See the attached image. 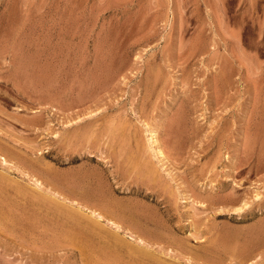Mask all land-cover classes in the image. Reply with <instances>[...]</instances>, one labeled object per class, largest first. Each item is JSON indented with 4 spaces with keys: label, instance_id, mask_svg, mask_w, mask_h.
I'll list each match as a JSON object with an SVG mask.
<instances>
[{
    "label": "rangeland",
    "instance_id": "1",
    "mask_svg": "<svg viewBox=\"0 0 264 264\" xmlns=\"http://www.w3.org/2000/svg\"><path fill=\"white\" fill-rule=\"evenodd\" d=\"M262 42L264 0H0V264H264Z\"/></svg>",
    "mask_w": 264,
    "mask_h": 264
},
{
    "label": "bare ground",
    "instance_id": "2",
    "mask_svg": "<svg viewBox=\"0 0 264 264\" xmlns=\"http://www.w3.org/2000/svg\"><path fill=\"white\" fill-rule=\"evenodd\" d=\"M148 128V127H147ZM146 135H147V142L149 143V146H150V148H151V150H152V152H153V156H154V158H156V160H157V163L158 164H160V165H162L163 164V158H164V156L165 155H163V152H162V150H161V147H160V144H159V142H158V140H157V138H156V136H155V134H154V132L153 131H151L149 128L146 130ZM163 167V166H162ZM76 192V191H75ZM48 200V199H47ZM61 207V206H60ZM66 207V206H65ZM83 208V207H82ZM75 210V209H74ZM76 212V211H75ZM68 213V212H67ZM69 213L71 214L72 212H70L69 211ZM69 213H68V215H69ZM79 213V212H78ZM67 215V216H68ZM71 217H73V216H70V218ZM74 217L76 218V216L74 215ZM96 224V223H95ZM130 240H134V237L132 236V235H130V234H128V235H126ZM228 238V237H227ZM232 238V237H231ZM262 239H264V238H262ZM227 240V239H226ZM225 240V242H227ZM258 240V239H257ZM117 241V240H116ZM224 241V240H223ZM223 241H222V243H223ZM250 241V240H249ZM118 242V241H117ZM119 243H120V241H119ZM221 242H220V244L219 245H221L222 244ZM121 244V243H120ZM233 244H234V242H233ZM232 244V245H233ZM245 244V243H244ZM243 244V245H244ZM226 245V244H225ZM225 245L224 244H222V246H224L225 247ZM235 245V244H234ZM243 245H242V247H243ZM246 245V244H245ZM244 245V246H245ZM237 246H239V245H237ZM249 245L247 244V247H248ZM253 246V245H252ZM229 247V246H228ZM247 247H245V248H247ZM250 247V246H249ZM230 248H231V245H230ZM238 247H236V249H237ZM220 249H221V247H220ZM224 250H226L225 252H227V248L225 249V248H223ZM223 250V251H224ZM231 250H232V248H231ZM234 250V249H233ZM243 250V249H242ZM245 250H247L248 251V249H245ZM235 252H236V250H234ZM230 252V251H229ZM231 252H233V251H231ZM238 252H239V250H238ZM238 252H236V253H238ZM240 252H244V251H241V249H240ZM132 256H134V255H132ZM158 260V259H157ZM163 262V261H162ZM167 264V263H166Z\"/></svg>",
    "mask_w": 264,
    "mask_h": 264
},
{
    "label": "crops",
    "instance_id": "3",
    "mask_svg": "<svg viewBox=\"0 0 264 264\" xmlns=\"http://www.w3.org/2000/svg\"><path fill=\"white\" fill-rule=\"evenodd\" d=\"M252 22H254V21H252ZM239 35L240 36H242V32H241V30L239 29ZM239 41H237V44H243V42L241 41V38L240 37H238L237 38ZM259 45H263L264 46V42H262V43H259Z\"/></svg>",
    "mask_w": 264,
    "mask_h": 264
}]
</instances>
